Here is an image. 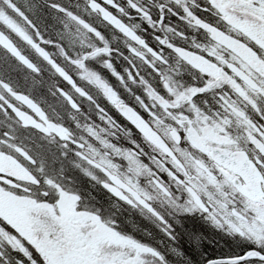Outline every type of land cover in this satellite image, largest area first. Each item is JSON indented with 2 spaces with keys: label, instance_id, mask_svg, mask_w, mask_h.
<instances>
[{
  "label": "snow or ice",
  "instance_id": "snow-or-ice-1",
  "mask_svg": "<svg viewBox=\"0 0 264 264\" xmlns=\"http://www.w3.org/2000/svg\"><path fill=\"white\" fill-rule=\"evenodd\" d=\"M0 264H264V0H0Z\"/></svg>",
  "mask_w": 264,
  "mask_h": 264
},
{
  "label": "flooded vegetation",
  "instance_id": "flooded-vegetation-1",
  "mask_svg": "<svg viewBox=\"0 0 264 264\" xmlns=\"http://www.w3.org/2000/svg\"><path fill=\"white\" fill-rule=\"evenodd\" d=\"M97 195H99L101 198H103V196L105 195L104 193H98ZM125 227H130V225L125 224Z\"/></svg>",
  "mask_w": 264,
  "mask_h": 264
}]
</instances>
